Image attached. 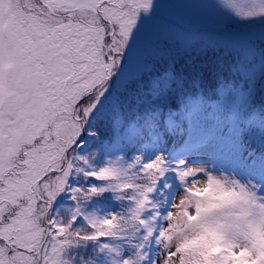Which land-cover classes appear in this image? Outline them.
Wrapping results in <instances>:
<instances>
[{
  "label": "snow or ice",
  "instance_id": "1",
  "mask_svg": "<svg viewBox=\"0 0 264 264\" xmlns=\"http://www.w3.org/2000/svg\"><path fill=\"white\" fill-rule=\"evenodd\" d=\"M0 0V264H264V0Z\"/></svg>",
  "mask_w": 264,
  "mask_h": 264
},
{
  "label": "rangeland",
  "instance_id": "2",
  "mask_svg": "<svg viewBox=\"0 0 264 264\" xmlns=\"http://www.w3.org/2000/svg\"><path fill=\"white\" fill-rule=\"evenodd\" d=\"M162 17L190 28L205 26L213 30L221 23L210 0H158L157 19L146 31L143 43L137 53L138 56H142L153 48L148 46V42L154 40L161 33L159 27Z\"/></svg>",
  "mask_w": 264,
  "mask_h": 264
},
{
  "label": "trees",
  "instance_id": "3",
  "mask_svg": "<svg viewBox=\"0 0 264 264\" xmlns=\"http://www.w3.org/2000/svg\"><path fill=\"white\" fill-rule=\"evenodd\" d=\"M173 24H176V23H174L171 19L162 17L161 18V24H160V27H159V29L161 30V33L165 32L166 30H168L171 27V25H173ZM192 29H208V30H211L210 27H205V26H201L199 28H192ZM153 42H155V39L149 41L148 42V46L153 47L154 46Z\"/></svg>",
  "mask_w": 264,
  "mask_h": 264
}]
</instances>
